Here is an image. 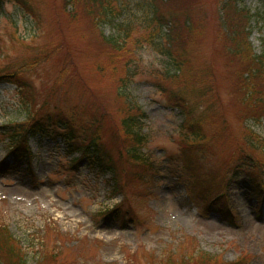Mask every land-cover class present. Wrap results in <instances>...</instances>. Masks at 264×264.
Instances as JSON below:
<instances>
[{
  "label": "rangeland",
  "instance_id": "rangeland-1",
  "mask_svg": "<svg viewBox=\"0 0 264 264\" xmlns=\"http://www.w3.org/2000/svg\"><path fill=\"white\" fill-rule=\"evenodd\" d=\"M37 1L40 27L17 2L3 0L0 5V52L4 51V56L0 54V70L18 71L20 78L30 82L36 107L46 99L49 105L79 117L101 102L114 114L116 105L112 102L117 86L110 79L105 47L98 44L97 33L84 24L85 17L69 25L62 0ZM141 1L128 0L131 12L123 10L114 21H104L98 30L106 36L115 35L116 22L138 15L136 3ZM262 2L239 0L241 6L254 13L247 39L256 53L264 45ZM219 6V0H203L196 7L208 12L204 17L207 28L201 37L189 42L185 51L196 68L209 65L213 71L217 98L209 102L214 112L206 129H226V133L216 139L213 156L196 167L198 175L205 174L208 179L214 176L216 183L228 164L231 171L240 164L236 162L241 154L237 148H242L233 141V134L242 130V120L236 96L229 87L239 62L225 55L215 39ZM164 8L160 5L161 11ZM262 10V16L256 15ZM162 27L167 32L168 25ZM11 33L21 38L15 40ZM130 48L138 68L124 91L146 113L143 131L148 143L144 152L153 162L156 181L150 191L144 190L141 200L136 196L132 199L138 219L123 221V215L117 218L103 214L119 203L124 193H112L109 175L97 173L78 153L68 154L59 138L31 136L33 158L26 163L6 155L7 140L0 136V161L4 163L0 167V223L23 247L27 264L40 260L42 235L48 236V244L53 243L59 252L52 264H159L157 260L169 251L188 258L187 264L234 261L243 253L250 257L246 264H264V159L257 174L261 180L255 183L247 172L239 170L226 185L230 207L226 218L219 211L205 215L197 212L187 185L175 170V165L179 170L183 161L177 155L182 115L154 85L164 57L147 44ZM98 59L106 65L103 76L94 72ZM28 63L33 65L27 71ZM15 86L13 82L0 81V133L8 122L23 121L26 116V108L20 103L22 94ZM249 124L264 138V117Z\"/></svg>",
  "mask_w": 264,
  "mask_h": 264
},
{
  "label": "trees",
  "instance_id": "trees-1",
  "mask_svg": "<svg viewBox=\"0 0 264 264\" xmlns=\"http://www.w3.org/2000/svg\"><path fill=\"white\" fill-rule=\"evenodd\" d=\"M9 1H15L26 9L40 27L41 10L37 0ZM118 1L120 0H62L61 5L69 25L85 17L84 24L88 23L89 30L97 33L100 38L98 44L106 49L103 51L105 64L110 65V79L117 86L115 101L112 102L116 105L114 114L101 102L88 110L89 113L79 114V117L67 113L57 105H49L46 99L41 106L36 107L30 82L20 78L18 71L0 70V81H10L19 87L22 94L20 103L27 111L23 121H11L3 130L2 137L8 141V154L30 161L32 153L28 146L29 136L38 134L60 138L67 151L79 152L97 173L109 174L108 182L112 185V193L123 192L130 205V211L134 214L136 206L132 203L133 197L141 200L144 190L150 191L156 183L153 162L144 152L148 143V137L143 131L146 113L124 91L138 68L135 54L130 47L134 45L135 49H139L147 44L164 57L161 67L155 73L154 85L167 102L178 108L182 115L177 155L181 156L183 161L179 170L178 164L175 165L178 178L187 185L193 202L202 211L212 209L228 215L230 207L226 185L238 167L231 171V164H228L229 168H224L219 183H216L214 176L208 179L205 174L198 175L196 167L213 156L216 139L226 133V129H216L213 132L206 129L211 113L214 112L211 103L217 98L211 66L202 65L196 68L185 52L189 42L197 36L201 37L207 28L204 17L208 12L203 8H196L203 0H142L136 3L139 7L138 15L117 21L115 35H103L98 28L104 21H114L125 9L131 12L132 5L128 0H121L120 3ZM219 1L215 39L223 47L225 55L229 58L235 57L239 62L229 79V87L236 96L240 108L238 114L242 120V130L233 134V141L242 147L237 148L241 150V154L236 161L240 164L236 166L244 165L247 174L254 178L258 176L264 159V138L251 128L249 122L258 123L264 117V45L261 52L256 53L247 39V27L254 13L241 6L239 0ZM2 3L3 0H0V5ZM160 5L166 6L164 11H161ZM263 10L257 11L256 15L262 16ZM197 13H200V16ZM165 24L168 25L167 32L162 29ZM10 36H14L15 40L21 38L13 33ZM51 49L55 51L56 47ZM3 52L2 49V56ZM105 64L98 59L94 72L103 76ZM26 65L28 71L33 63ZM84 85L86 86L85 83ZM105 129L108 131L107 138ZM3 165L4 163L0 162V167ZM39 239L41 256L36 264H52L55 261L53 259H57V254L59 255V252L55 251L57 247L53 243L48 244V241H51L48 236L42 235ZM249 258L243 253L235 262L224 260L218 261V264H246ZM187 259L169 251L167 256L159 258L157 262L187 264ZM0 264H27L23 247L2 223Z\"/></svg>",
  "mask_w": 264,
  "mask_h": 264
}]
</instances>
